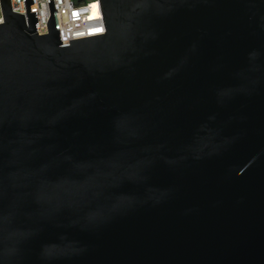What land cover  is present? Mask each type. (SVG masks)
Returning <instances> with one entry per match:
<instances>
[{"label":"water","instance_id":"obj_1","mask_svg":"<svg viewBox=\"0 0 264 264\" xmlns=\"http://www.w3.org/2000/svg\"><path fill=\"white\" fill-rule=\"evenodd\" d=\"M98 2L0 0V264H264V0Z\"/></svg>","mask_w":264,"mask_h":264},{"label":"built area","instance_id":"obj_2","mask_svg":"<svg viewBox=\"0 0 264 264\" xmlns=\"http://www.w3.org/2000/svg\"><path fill=\"white\" fill-rule=\"evenodd\" d=\"M30 13L35 12L38 36L47 33L46 23L50 16L48 0H31ZM12 13L22 15L26 20L23 0H9ZM60 42L102 35L105 32L98 0H52ZM96 7L93 8L92 5ZM33 9H35L33 11ZM75 13V15H73ZM3 23L0 8V24Z\"/></svg>","mask_w":264,"mask_h":264},{"label":"snow or ice","instance_id":"obj_3","mask_svg":"<svg viewBox=\"0 0 264 264\" xmlns=\"http://www.w3.org/2000/svg\"><path fill=\"white\" fill-rule=\"evenodd\" d=\"M92 7H93V8H95V7H96V5H95V4H93V5H92ZM34 10H35V9H33V11H34ZM73 15H75V13H74Z\"/></svg>","mask_w":264,"mask_h":264},{"label":"rangeland","instance_id":"obj_4","mask_svg":"<svg viewBox=\"0 0 264 264\" xmlns=\"http://www.w3.org/2000/svg\"><path fill=\"white\" fill-rule=\"evenodd\" d=\"M84 1H90V0H84Z\"/></svg>","mask_w":264,"mask_h":264}]
</instances>
